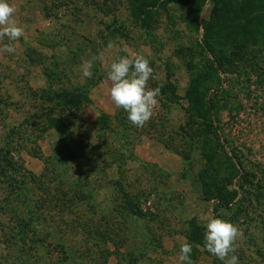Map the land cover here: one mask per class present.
I'll return each mask as SVG.
<instances>
[{"label": "rangeland", "instance_id": "1", "mask_svg": "<svg viewBox=\"0 0 264 264\" xmlns=\"http://www.w3.org/2000/svg\"><path fill=\"white\" fill-rule=\"evenodd\" d=\"M8 2L25 35L0 42L16 49L0 53V146L16 167L0 173V264H180L189 238L193 264H224L204 249L211 217L242 233L229 256L264 264V50L251 63H230L205 79L216 64L201 29L181 19L175 2L156 6L147 29L137 25L127 0ZM208 9L206 2L199 22ZM136 54L153 68L148 86L160 89L143 127L115 107L107 80L113 61ZM93 56L99 59L85 78L81 66ZM193 82L212 99L211 160L201 152V119L186 95ZM74 89L90 101L71 115L60 95ZM47 115L66 126L72 161H56L63 153ZM216 185L227 192L222 199ZM72 193L82 200L66 205L49 197ZM125 200L141 215L129 213ZM66 206L87 231L70 229ZM22 222L28 236L21 239ZM32 233L36 242L28 240Z\"/></svg>", "mask_w": 264, "mask_h": 264}, {"label": "trees", "instance_id": "2", "mask_svg": "<svg viewBox=\"0 0 264 264\" xmlns=\"http://www.w3.org/2000/svg\"><path fill=\"white\" fill-rule=\"evenodd\" d=\"M128 9L133 17L137 18L136 23L139 27L144 29L149 28V24L152 21L151 13L156 6L167 4L169 2H175L182 7L181 19L194 29H201V42L203 48L211 56L214 67H208L204 73V78H210L213 70H224V66L230 63H251L256 57V52L264 50V0H127ZM208 3L209 9L205 17L199 22V14L201 7ZM230 72V71H229ZM199 82L190 83L189 89L187 90V99L190 100L189 106L199 116L200 123L197 128L198 135L203 136L201 138V152L206 160L213 158L212 153L209 152L208 138L206 134L213 130L211 109L212 105L210 102L212 99H204L206 93V87L200 88ZM213 96V95H212ZM211 96V97H212ZM63 98L62 105L65 106L67 112L71 115L74 114V109L83 102L89 103V98L86 91L74 89L72 91L63 92L60 95ZM187 107V108H189ZM50 126L58 132L59 138L57 139L62 150L63 157L59 155L55 156L56 161L63 162L66 160L72 161L75 159L71 148L66 143V136L64 128L66 127L62 120L56 116H48ZM12 130L7 131L8 133ZM204 134V135H203ZM7 141H5V144ZM6 149V145H5ZM3 146H0V173L4 170L11 172L16 171L15 162H11L5 157V150ZM3 151V152H2ZM18 175L21 176V172L17 171ZM33 180V177H32ZM13 188V187H12ZM19 188V187H18ZM215 195L222 199L223 193H227L222 185L215 186ZM232 194L235 191L232 190ZM52 199L65 203H75L82 200V194L72 193L68 196L50 195ZM50 198V199H51ZM232 197L229 198V200ZM130 206L129 213L133 215H141L140 209L136 204L128 202ZM70 206V205H69ZM66 206L67 209L73 214V221L70 224V229L77 226L78 218L74 215V211H71L70 207ZM76 218V219H74ZM81 223L80 228L83 231H87L90 227ZM28 223L22 222L21 231L22 238H27L26 227ZM40 238V237H38ZM29 241L36 242V236L32 233L28 239ZM40 241V239H39ZM191 243L195 239H188Z\"/></svg>", "mask_w": 264, "mask_h": 264}, {"label": "clouds", "instance_id": "3", "mask_svg": "<svg viewBox=\"0 0 264 264\" xmlns=\"http://www.w3.org/2000/svg\"><path fill=\"white\" fill-rule=\"evenodd\" d=\"M16 8L8 0H0V42L5 38L16 42L25 35V28L15 17ZM16 51L12 43L0 47V53L12 54ZM99 59L93 56L83 62L81 69L85 78H92L91 69L94 61ZM153 68L149 60L142 54L134 57L122 56L113 61L107 72V80L111 82L110 98L116 108L123 109L128 114V120L136 127H143L151 119L154 110L158 107L157 97L159 88H150L148 82L153 79ZM204 236V249L217 257L224 264H239L235 253L238 248V239L242 236L239 228L233 223L219 218L208 219ZM199 247V245L197 246ZM193 246L185 241L179 251L180 264H193L191 253Z\"/></svg>", "mask_w": 264, "mask_h": 264}]
</instances>
